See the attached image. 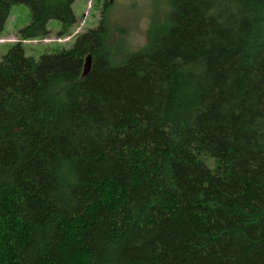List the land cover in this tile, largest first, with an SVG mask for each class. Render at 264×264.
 Segmentation results:
<instances>
[{
    "label": "trees",
    "instance_id": "obj_1",
    "mask_svg": "<svg viewBox=\"0 0 264 264\" xmlns=\"http://www.w3.org/2000/svg\"><path fill=\"white\" fill-rule=\"evenodd\" d=\"M75 2L0 0V264H264V0H166L136 50L106 2L26 57Z\"/></svg>",
    "mask_w": 264,
    "mask_h": 264
},
{
    "label": "rangeland",
    "instance_id": "obj_2",
    "mask_svg": "<svg viewBox=\"0 0 264 264\" xmlns=\"http://www.w3.org/2000/svg\"><path fill=\"white\" fill-rule=\"evenodd\" d=\"M106 2L110 4L107 17L110 30L115 36L114 41L121 38V43L128 50L140 49L146 45L150 25L162 22L167 12L166 0H76L73 11L77 23L68 36L58 37L61 22L50 21L48 28L51 35L48 38L23 42L26 57L38 60L43 54L70 48L79 34L98 25ZM31 14L26 5L12 6L4 32L0 35V61L10 47L20 41L19 31L29 25Z\"/></svg>",
    "mask_w": 264,
    "mask_h": 264
},
{
    "label": "water",
    "instance_id": "obj_3",
    "mask_svg": "<svg viewBox=\"0 0 264 264\" xmlns=\"http://www.w3.org/2000/svg\"><path fill=\"white\" fill-rule=\"evenodd\" d=\"M90 66H91V58L88 57L86 59V65H85V71H84L85 75L90 71Z\"/></svg>",
    "mask_w": 264,
    "mask_h": 264
}]
</instances>
